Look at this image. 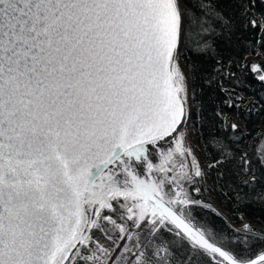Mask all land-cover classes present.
<instances>
[{"label":"snow or ice","instance_id":"obj_1","mask_svg":"<svg viewBox=\"0 0 264 264\" xmlns=\"http://www.w3.org/2000/svg\"><path fill=\"white\" fill-rule=\"evenodd\" d=\"M233 2L0 0V264H264V230L230 236L198 214L224 215L214 190L264 203V139L241 151L223 110L244 103L233 69L264 82V63L223 47L252 29L242 43L264 55V13ZM202 61L225 96L207 136Z\"/></svg>","mask_w":264,"mask_h":264},{"label":"trees","instance_id":"obj_2","mask_svg":"<svg viewBox=\"0 0 264 264\" xmlns=\"http://www.w3.org/2000/svg\"><path fill=\"white\" fill-rule=\"evenodd\" d=\"M218 7L222 9L226 14H236L239 9V5L235 4L233 0H218ZM257 13H264V2L262 0H256V7L254 9ZM239 37V39H237ZM255 40V30L250 29L246 32H238L233 37V46L228 47L224 45L225 55H233L241 58L242 63L246 65L262 64L264 63V55H257L254 50H250L243 45V41ZM235 45H239L236 47ZM252 51L251 55L245 54ZM264 52V49H261ZM184 62H182L183 64ZM211 63L209 61H202V71H198L195 77L194 84H190V88H196V101L199 105H202L203 119L197 121L196 127L207 136L210 132L215 131L214 125L216 124L214 112L218 105L222 106V101L225 96L218 88H208L207 85L202 84V72L210 70ZM186 69V75L188 70ZM237 72L240 83L234 85L237 93L243 97L244 103L241 104L239 113L235 109L223 108L224 111L229 113L230 120L234 121L239 131L244 133V140L246 144L239 146L241 151H250L249 146L260 145L261 140L264 139V82H260L254 77V74L248 72L247 75L241 74L237 69H233ZM226 85H231V82L225 81ZM251 108V113L248 109ZM195 119V117H194ZM191 126V125H190ZM197 146V136L193 133ZM203 160L204 155L201 152ZM258 175H264V169L258 170ZM216 178V173L213 172L211 178L208 179L206 187L212 188L213 180ZM264 186V183H262ZM205 198L210 204H212L223 216L214 215L208 210L199 211L198 214L208 221L211 226L217 229H224L226 234L230 236H236L243 238L244 233L234 234L233 229H241L236 225L243 218L248 219L253 229L264 230V203L251 202L245 203L239 207H236L234 201L231 198L221 195L219 191H211L204 193Z\"/></svg>","mask_w":264,"mask_h":264},{"label":"rangeland","instance_id":"obj_3","mask_svg":"<svg viewBox=\"0 0 264 264\" xmlns=\"http://www.w3.org/2000/svg\"><path fill=\"white\" fill-rule=\"evenodd\" d=\"M182 66H183V64H182ZM184 71H185V73H186V69L184 68ZM189 130H190V137H189V140H190V143H191V145H192V147L194 148V149H196V141H195V139H194V136H193V133L191 132V126H189ZM197 155H199L200 156V159H201V161H203V157H202V154H201V152H197ZM244 224H248V225H250V223L248 222V219H246V218H242V220L240 221V223L239 224H237L236 226L237 227H241V226H243Z\"/></svg>","mask_w":264,"mask_h":264},{"label":"bare ground","instance_id":"obj_4","mask_svg":"<svg viewBox=\"0 0 264 264\" xmlns=\"http://www.w3.org/2000/svg\"><path fill=\"white\" fill-rule=\"evenodd\" d=\"M158 162V161H157Z\"/></svg>","mask_w":264,"mask_h":264}]
</instances>
